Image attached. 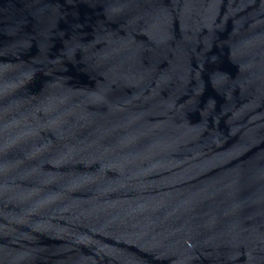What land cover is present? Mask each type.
Instances as JSON below:
<instances>
[{
    "label": "water",
    "instance_id": "1",
    "mask_svg": "<svg viewBox=\"0 0 264 264\" xmlns=\"http://www.w3.org/2000/svg\"><path fill=\"white\" fill-rule=\"evenodd\" d=\"M0 264H264V0H0Z\"/></svg>",
    "mask_w": 264,
    "mask_h": 264
}]
</instances>
